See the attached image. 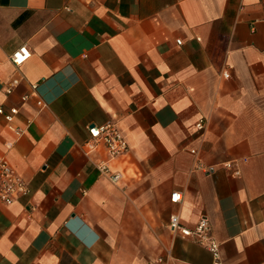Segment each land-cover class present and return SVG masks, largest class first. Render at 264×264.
Here are the masks:
<instances>
[{"label": "crops", "instance_id": "1", "mask_svg": "<svg viewBox=\"0 0 264 264\" xmlns=\"http://www.w3.org/2000/svg\"><path fill=\"white\" fill-rule=\"evenodd\" d=\"M0 107L30 190L0 200V264H264V0H0ZM109 121L128 151L87 153ZM172 214L207 215L219 258Z\"/></svg>", "mask_w": 264, "mask_h": 264}, {"label": "built area", "instance_id": "2", "mask_svg": "<svg viewBox=\"0 0 264 264\" xmlns=\"http://www.w3.org/2000/svg\"><path fill=\"white\" fill-rule=\"evenodd\" d=\"M177 43L181 44V40H177ZM31 52L26 45H23L16 49L11 54V60L16 66H21L29 57ZM228 76L227 72L224 73ZM19 78H12L9 85L6 88L7 93H11L15 87L19 84ZM33 89H36V85H33ZM27 96H23V100H26ZM38 105L41 107L46 106L43 100L38 101ZM19 109L14 107L6 112L0 107V114L4 116L9 127L13 129L16 134L21 136L24 133L23 128H16L12 124ZM30 120L28 121V124ZM196 127L199 130L205 128V123L201 119L196 123ZM90 139L87 140L83 147L87 153H92L98 149L104 148L110 159L125 154L129 149L128 141L123 131L112 121H109L103 125L92 124L89 126ZM9 144V148L11 147ZM196 153V150H192ZM98 170L102 175L110 179L112 182H117L122 174L118 171H111L109 166L102 162L97 165ZM224 166L232 170L233 176H239L241 174L240 163L237 160H231L224 162ZM198 169L203 170L206 173H213L216 168L214 165L204 166L198 164ZM29 186L27 181L18 174L13 168L12 164L5 158H0V200L6 204H12L18 198L29 194ZM181 193L174 192L171 200L177 202L181 200ZM169 226L172 231L179 232L183 236L194 237L199 243L207 247L217 258H219L220 243L213 237L211 233V223L207 215H202L195 227L190 228L182 224L178 214H172L169 220Z\"/></svg>", "mask_w": 264, "mask_h": 264}]
</instances>
